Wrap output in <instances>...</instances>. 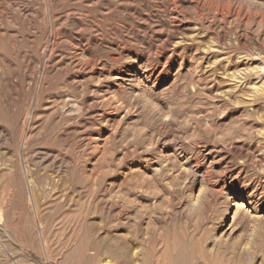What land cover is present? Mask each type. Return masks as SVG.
I'll return each mask as SVG.
<instances>
[{
  "label": "rangeland",
  "instance_id": "1",
  "mask_svg": "<svg viewBox=\"0 0 264 264\" xmlns=\"http://www.w3.org/2000/svg\"><path fill=\"white\" fill-rule=\"evenodd\" d=\"M149 229L264 244V0H0V264Z\"/></svg>",
  "mask_w": 264,
  "mask_h": 264
},
{
  "label": "bare ground",
  "instance_id": "2",
  "mask_svg": "<svg viewBox=\"0 0 264 264\" xmlns=\"http://www.w3.org/2000/svg\"><path fill=\"white\" fill-rule=\"evenodd\" d=\"M203 233L196 235L194 232L179 235L168 229L157 232L149 229L146 236H141L139 233L136 239L144 248L137 253V264H225L226 262L228 264H253L256 254L260 252L264 256V244L261 240L253 243V247L250 250H246V247L244 249L246 251H243V248L242 250L238 249V242H219L214 248V244H212V247L210 246L209 243L211 242H209L210 240L208 241L207 234L204 235ZM209 237L210 239L212 238L211 236ZM123 251L126 255L131 251L130 243L126 238L123 241ZM126 262L127 264L130 263L128 259Z\"/></svg>",
  "mask_w": 264,
  "mask_h": 264
}]
</instances>
